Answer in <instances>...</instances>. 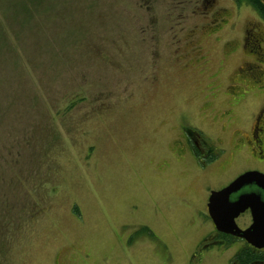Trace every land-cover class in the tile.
<instances>
[{
    "label": "rangeland",
    "instance_id": "obj_1",
    "mask_svg": "<svg viewBox=\"0 0 264 264\" xmlns=\"http://www.w3.org/2000/svg\"><path fill=\"white\" fill-rule=\"evenodd\" d=\"M258 118L245 2L0 0V264H185L204 188L264 173ZM184 128L216 149L206 169Z\"/></svg>",
    "mask_w": 264,
    "mask_h": 264
},
{
    "label": "flooded vegetation",
    "instance_id": "obj_2",
    "mask_svg": "<svg viewBox=\"0 0 264 264\" xmlns=\"http://www.w3.org/2000/svg\"><path fill=\"white\" fill-rule=\"evenodd\" d=\"M246 38V37H245ZM246 40V39H245ZM244 40V41H245ZM251 41V40H250ZM254 41L259 42V39L255 38ZM245 48L247 46H244ZM248 66V65H247ZM245 66V69H247ZM249 69V68H248ZM262 112V111H261ZM261 115V114H260ZM182 140L180 149H177L179 154L182 152L197 165L199 169H206L209 165V162L217 156L216 149L204 139H200L199 135L196 132H193L187 128H184L182 132ZM184 135V137H183ZM250 141L251 151L255 158L263 159L264 157V126L260 124V119L258 118L253 124L250 132ZM251 156V155H250ZM251 158V157H250ZM253 159V158H252ZM254 160V159H253ZM245 172H250V170L243 171L237 176L229 180L228 183L222 184L221 182L217 187L206 186L204 190H208V194H200V199H198V205H193L192 207L195 210V213L200 214V216L205 217L208 222L201 221L198 222V225L202 228H199L200 231H203L202 236L197 240L195 244L192 245L190 252L185 256V264H216L222 261L225 253L230 254V258L225 259V264H264V249H257L251 247L243 239H238L234 236H230L224 233H220L215 229L214 224L207 214V205L209 196L212 191H219L220 189L229 185L235 178L240 174ZM210 187V188H209ZM249 215V221L247 225L240 226L237 222L243 215ZM235 223L242 230L247 228L252 222L250 217V212L247 210L245 213L241 214L236 220ZM206 225V226H205ZM198 226V227H199ZM226 236L235 238L236 240L229 241ZM237 243H242L243 245H237ZM246 248L249 250V257H240V252ZM229 251V253H228Z\"/></svg>",
    "mask_w": 264,
    "mask_h": 264
},
{
    "label": "water",
    "instance_id": "obj_3",
    "mask_svg": "<svg viewBox=\"0 0 264 264\" xmlns=\"http://www.w3.org/2000/svg\"><path fill=\"white\" fill-rule=\"evenodd\" d=\"M247 210L252 223L241 230L235 220ZM207 214L218 232L243 239L251 247L264 249V173L245 172L228 186L212 191Z\"/></svg>",
    "mask_w": 264,
    "mask_h": 264
},
{
    "label": "trees",
    "instance_id": "obj_4",
    "mask_svg": "<svg viewBox=\"0 0 264 264\" xmlns=\"http://www.w3.org/2000/svg\"><path fill=\"white\" fill-rule=\"evenodd\" d=\"M238 4L239 3H242V2H245L246 4H248L252 9H255L258 17L264 22V0H235ZM246 41V46L248 45L250 47V49L252 50L251 52L253 53H256L254 50L256 49L255 47L258 46V44H256V46L254 45V43H251L248 41V39L245 40ZM252 42H254L253 40H251ZM253 46V47H251ZM75 104L72 102L70 103L66 109V110H70L71 108H73ZM76 211V209H75ZM229 241H234L236 240L235 238L233 237H230V236H226ZM240 257H249L251 254H249V250L246 249V248H243V250L240 252Z\"/></svg>",
    "mask_w": 264,
    "mask_h": 264
}]
</instances>
